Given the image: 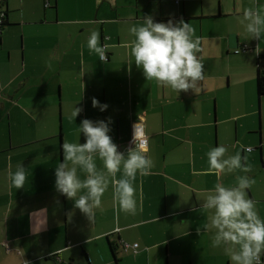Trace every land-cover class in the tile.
<instances>
[{
	"label": "crops",
	"instance_id": "0c3cea01",
	"mask_svg": "<svg viewBox=\"0 0 264 264\" xmlns=\"http://www.w3.org/2000/svg\"><path fill=\"white\" fill-rule=\"evenodd\" d=\"M248 7L264 11V0H0V264H232L212 246L211 213L201 205L217 183L234 187L246 175L264 220V94L255 90L264 34L250 39L239 23ZM146 16L195 29L205 76L198 93L158 86L136 67L129 29ZM93 31L109 46L106 62L89 52ZM75 107L83 111L74 119ZM140 117L153 166L134 182L136 213L118 210L110 185L90 221L56 190L62 143L85 142L83 119L111 118L109 135L126 154ZM221 145L227 156L246 155L251 172L209 173L207 152ZM18 165L27 174L20 189L11 180ZM41 209L46 224L36 232Z\"/></svg>",
	"mask_w": 264,
	"mask_h": 264
},
{
	"label": "clouds",
	"instance_id": "9594fccd",
	"mask_svg": "<svg viewBox=\"0 0 264 264\" xmlns=\"http://www.w3.org/2000/svg\"><path fill=\"white\" fill-rule=\"evenodd\" d=\"M239 23L244 26L250 39H260L264 34V11L259 7L245 8ZM129 32L135 37L131 42L130 54L147 81H154L158 86L177 93L189 90L198 93L201 90V82L205 79L204 65L198 57L201 38L195 36V29L189 23L183 19L175 23L171 19L167 23H159L154 22L151 16H146L142 25L131 27ZM108 47L107 44L100 45L98 32L91 33L88 39L89 52L97 54L102 62L107 61ZM92 106L102 112L108 107L95 98ZM82 111V108L75 107L72 118L75 119ZM139 121L133 125L131 143L135 146L129 147L126 154L117 150V145L109 135L111 118L107 121L83 119L78 132L79 136L83 133L85 142L70 143L65 140L62 143L63 162L55 169L56 190L73 200L74 207L90 221L110 185L118 210L132 215L136 213L134 182L137 175H149L153 166L147 156L148 142L141 117ZM227 152L228 149L223 145L207 152L209 173L219 177L236 170L251 172L246 155L242 157L238 152L227 156ZM97 157L102 161V169L97 167ZM78 169L85 174V179L79 178ZM117 173H121L120 178H117ZM11 180L16 189L24 187L27 174L23 165H18L16 172L11 174ZM236 180L234 187L217 183L214 190L206 195L201 208L211 214L208 216L209 223L204 227L205 230H215L212 246H222L232 264H262L264 220L258 214L256 202L246 192L255 184V180L246 175L237 176ZM45 211L41 209L33 213L36 232L46 224ZM196 231L200 233L201 229L198 227Z\"/></svg>",
	"mask_w": 264,
	"mask_h": 264
},
{
	"label": "trees",
	"instance_id": "16d2710c",
	"mask_svg": "<svg viewBox=\"0 0 264 264\" xmlns=\"http://www.w3.org/2000/svg\"><path fill=\"white\" fill-rule=\"evenodd\" d=\"M2 22H3V13H1V15H0V25L2 24ZM256 70H257L256 78H255V81H256V95L260 96L261 94H264V76H263L262 71L259 70L257 64H256ZM120 149H121V152H122V148H120ZM82 254L84 255V253H82Z\"/></svg>",
	"mask_w": 264,
	"mask_h": 264
},
{
	"label": "rangeland",
	"instance_id": "374dc122",
	"mask_svg": "<svg viewBox=\"0 0 264 264\" xmlns=\"http://www.w3.org/2000/svg\"><path fill=\"white\" fill-rule=\"evenodd\" d=\"M194 21V19H192L191 20V22H193ZM252 63H253V60H252ZM253 65V64H252ZM254 86H255V84H254ZM235 89V86L233 87V86H229L228 87V90H229V92L231 91H235L234 90ZM256 90V89H255ZM226 96H228V94H225ZM239 96H240V94L238 95V94H233V96H232V99L233 98H235V97H238L239 98ZM256 100H257V98H256ZM253 118H254V114H253ZM262 120H263V123H264V100H262L261 102H260V125H261V122H262ZM261 128V127H260ZM261 130V129H260ZM263 130H264V124H263ZM263 137H264V132H263ZM251 138H253L254 139V137L252 136ZM254 152V151H253ZM254 154H255V152H254ZM264 157V146H263V148H262V153H261V157ZM258 158L260 159V157H259V153H258ZM254 162H255V159H254Z\"/></svg>",
	"mask_w": 264,
	"mask_h": 264
},
{
	"label": "built area",
	"instance_id": "2783aa9c",
	"mask_svg": "<svg viewBox=\"0 0 264 264\" xmlns=\"http://www.w3.org/2000/svg\"><path fill=\"white\" fill-rule=\"evenodd\" d=\"M176 1V0H175ZM0 15H1V13H0ZM105 37V36H104ZM101 46H103L104 44L103 43H101L100 44ZM138 122H140V121H133V122H131V132H130V137L126 140V142L124 143V145H123V149H128L129 147H131V146H133L134 144L133 143H131L132 142V137H133V125L134 124H136V123H138ZM135 146V145H134ZM117 150L119 151V152H121V149L120 148H118L117 147ZM124 246H125V244H123ZM133 245H135V244H133ZM261 261H262V264H264V256L262 255L261 256Z\"/></svg>",
	"mask_w": 264,
	"mask_h": 264
},
{
	"label": "water",
	"instance_id": "95a60500",
	"mask_svg": "<svg viewBox=\"0 0 264 264\" xmlns=\"http://www.w3.org/2000/svg\"><path fill=\"white\" fill-rule=\"evenodd\" d=\"M256 73H257V70H255V78H256ZM259 138V137H258ZM257 150H258V153H260V145H259V139H258V144H257ZM260 161V159H259Z\"/></svg>",
	"mask_w": 264,
	"mask_h": 264
}]
</instances>
